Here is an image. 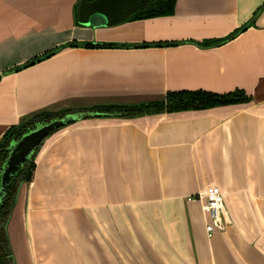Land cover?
Instances as JSON below:
<instances>
[{
	"label": "crops",
	"instance_id": "0c3cea01",
	"mask_svg": "<svg viewBox=\"0 0 264 264\" xmlns=\"http://www.w3.org/2000/svg\"><path fill=\"white\" fill-rule=\"evenodd\" d=\"M79 1L0 0V141L58 107L197 89L248 101L54 131L17 189L0 264H264V0H177L172 15L112 27L79 25ZM209 184L224 228L207 238Z\"/></svg>",
	"mask_w": 264,
	"mask_h": 264
},
{
	"label": "trees",
	"instance_id": "16d2710c",
	"mask_svg": "<svg viewBox=\"0 0 264 264\" xmlns=\"http://www.w3.org/2000/svg\"><path fill=\"white\" fill-rule=\"evenodd\" d=\"M176 1L177 0H149L145 6H143L140 10L132 14L127 19V21L172 15L175 11ZM84 45L96 47L119 46L116 43H84ZM59 49L60 47L56 48L53 51H49L39 57H35L25 63L23 66L16 67V69L19 70L26 66H30L36 62H39L45 58H48ZM246 101H248L247 96L240 90H233L221 94L212 93L202 89L178 90L168 91L161 99L154 101H149L136 105L98 106L94 107L92 110L100 113L116 114L118 116L136 117L146 114H158L164 112L171 113L185 110L207 109L215 106H223ZM77 111H39L33 113L25 120L21 121L19 124L8 128L0 141V173L2 170L3 162L8 155L9 147L12 142L17 141L25 133L34 129L40 124L47 123L53 119L63 117L67 114H72ZM34 154L22 165V167L15 174V176H13V179L3 192L2 197L0 199V261L3 263L4 261H8V259L11 257L9 251L8 236L6 233L7 219L8 217H10L18 187L23 183H28L32 178V173L35 167Z\"/></svg>",
	"mask_w": 264,
	"mask_h": 264
},
{
	"label": "water",
	"instance_id": "95a60500",
	"mask_svg": "<svg viewBox=\"0 0 264 264\" xmlns=\"http://www.w3.org/2000/svg\"><path fill=\"white\" fill-rule=\"evenodd\" d=\"M149 0H80L76 8L77 23L84 27H112L126 21ZM113 117L97 111H77L40 124L11 143L0 173V199L22 165L38 150L41 142L57 129L89 117Z\"/></svg>",
	"mask_w": 264,
	"mask_h": 264
},
{
	"label": "built area",
	"instance_id": "2783aa9c",
	"mask_svg": "<svg viewBox=\"0 0 264 264\" xmlns=\"http://www.w3.org/2000/svg\"><path fill=\"white\" fill-rule=\"evenodd\" d=\"M201 201V208L207 219L205 231L210 238L214 230L222 231L224 228L221 217L222 194L214 184H209L197 197Z\"/></svg>",
	"mask_w": 264,
	"mask_h": 264
},
{
	"label": "rangeland",
	"instance_id": "374dc122",
	"mask_svg": "<svg viewBox=\"0 0 264 264\" xmlns=\"http://www.w3.org/2000/svg\"><path fill=\"white\" fill-rule=\"evenodd\" d=\"M139 102H140V101L138 100V101H136V102H131V103H134V104H140ZM132 105H133V104H132ZM62 108L64 109V107H58L57 110L54 111V112L62 111V110H63ZM76 111H77V110H76ZM61 128H62V127H61ZM59 129H60V128H59ZM57 130H58V129H57ZM51 134H52V133H51ZM51 134H50V135H51Z\"/></svg>",
	"mask_w": 264,
	"mask_h": 264
}]
</instances>
